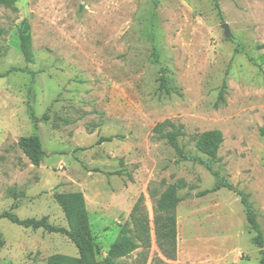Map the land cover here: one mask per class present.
Returning a JSON list of instances; mask_svg holds the SVG:
<instances>
[{"label": "rangeland", "instance_id": "rangeland-1", "mask_svg": "<svg viewBox=\"0 0 264 264\" xmlns=\"http://www.w3.org/2000/svg\"><path fill=\"white\" fill-rule=\"evenodd\" d=\"M14 0L0 3V213L48 217L68 228L55 192L81 191L91 228L106 256L143 194L150 218L159 194L184 180L177 207L178 264H260L237 192L206 195L217 177L184 161L155 125H184L182 148L204 156L194 136L224 135L215 169L249 194L264 231V0ZM227 23L233 38H227ZM21 33H30L33 62ZM160 64L153 63V48ZM36 71L34 79L17 69ZM161 68L171 87H161ZM225 101L219 99L224 81ZM36 115L48 120L34 123ZM36 134L44 150L36 167L19 139ZM123 136L98 143L100 137ZM121 172L117 174L116 172ZM155 190L156 197L150 192ZM0 264H48L78 256L60 233L0 219ZM153 235L147 264L162 256ZM142 248L127 257L139 261Z\"/></svg>", "mask_w": 264, "mask_h": 264}, {"label": "trees", "instance_id": "trees-1", "mask_svg": "<svg viewBox=\"0 0 264 264\" xmlns=\"http://www.w3.org/2000/svg\"><path fill=\"white\" fill-rule=\"evenodd\" d=\"M13 1L14 0H0V3L11 5ZM213 1L219 16L223 18L219 1ZM1 33L2 30L0 29V35ZM20 38L25 60L31 63L34 60L31 51V35L30 33H21ZM153 63H161L160 53L156 47L153 48ZM17 70L31 74L32 79H34L36 75V71L30 70L28 67ZM165 71L164 68H161V87L170 92L171 87ZM227 87L228 84L225 80L219 93V99L221 101H225ZM28 108L29 116L34 123L49 119L47 113L38 117L30 102H28ZM153 132L156 138L165 139L181 160L199 162L206 166V168L217 177L216 185L212 189L200 192L199 195L203 196L223 187L238 193L245 208L249 227L254 232L252 243L260 248V253L262 255L260 264H264V231L260 226L257 211L253 203L250 201L249 194L238 190L233 183L227 180L218 170L215 169L218 152L224 142L223 132L220 129H212L194 136L197 150L206 157L192 155L182 148L179 143V137L186 134L183 124H178L167 119L157 123ZM260 133L264 136V126L260 128ZM122 137L123 136L120 135L100 137L98 143L104 141L110 142L115 138ZM18 145L23 153L29 158L31 164L36 167L41 165L44 150L38 135L33 134L23 136L19 139ZM116 173L121 174L119 171ZM184 187V180L168 185L156 198L153 206L152 219L150 218L149 211L144 204L145 196L142 194L131 211L130 219L121 225L119 236L110 245L106 256L102 259H97L99 246L93 235L86 199L81 191L54 193L56 202L65 213L68 228L50 223L47 216L40 219L34 217L21 219L12 211H4L0 213V219L7 218L12 223L33 230L43 229L49 233L66 235L76 245L79 252L78 256H69L60 253L53 254L48 258V264H147L149 251L153 243L152 232L155 235V242L161 251L162 256L153 257L151 264H178L176 263L178 251L177 207L182 200L179 191ZM149 194L152 198L156 197L155 190L151 191ZM4 243L5 241L0 233V250ZM139 248H142L139 261H128L127 257Z\"/></svg>", "mask_w": 264, "mask_h": 264}, {"label": "water", "instance_id": "water-1", "mask_svg": "<svg viewBox=\"0 0 264 264\" xmlns=\"http://www.w3.org/2000/svg\"><path fill=\"white\" fill-rule=\"evenodd\" d=\"M222 27L224 28V34H225V36L227 37V38H233V33H232V31H231V29H230V27H229V25L227 24V23H224L223 25H222Z\"/></svg>", "mask_w": 264, "mask_h": 264}]
</instances>
